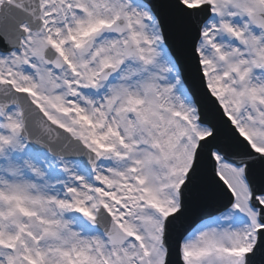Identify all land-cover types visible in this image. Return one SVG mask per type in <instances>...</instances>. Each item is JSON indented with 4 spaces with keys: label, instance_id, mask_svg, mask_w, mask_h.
Returning <instances> with one entry per match:
<instances>
[{
    "label": "snow or ice",
    "instance_id": "6c2138e0",
    "mask_svg": "<svg viewBox=\"0 0 264 264\" xmlns=\"http://www.w3.org/2000/svg\"><path fill=\"white\" fill-rule=\"evenodd\" d=\"M0 264H264V0H0Z\"/></svg>",
    "mask_w": 264,
    "mask_h": 264
}]
</instances>
